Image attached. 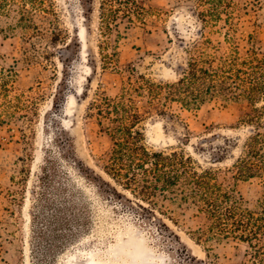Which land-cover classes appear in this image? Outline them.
<instances>
[{
  "label": "rangeland",
  "instance_id": "obj_1",
  "mask_svg": "<svg viewBox=\"0 0 264 264\" xmlns=\"http://www.w3.org/2000/svg\"><path fill=\"white\" fill-rule=\"evenodd\" d=\"M42 1L47 18L0 21V264L246 261L245 242L199 239L207 219L192 204L159 194L148 203L103 171L110 138L91 103L137 76L173 82L191 59L209 60L235 88L197 108L147 113L145 144L223 172L254 132L264 151V90L255 88L264 85V0H138L143 18L133 22L101 18L103 0ZM236 189L253 199L261 184Z\"/></svg>",
  "mask_w": 264,
  "mask_h": 264
},
{
  "label": "trees",
  "instance_id": "obj_2",
  "mask_svg": "<svg viewBox=\"0 0 264 264\" xmlns=\"http://www.w3.org/2000/svg\"><path fill=\"white\" fill-rule=\"evenodd\" d=\"M143 11L138 0H103L100 6L101 18L106 20L119 16L130 22H133L132 16L142 20ZM12 12L20 13L28 24L34 17L47 18L49 14L42 0H0V21L3 15ZM109 24L107 22V28H110ZM3 31L0 23V33ZM203 62L205 65L191 59L187 69H183L182 75L173 82H155L137 76L118 95L102 94L91 103L92 113L98 117L99 124L107 122L103 129L110 138L109 148L99 158L101 168L123 189L148 203L159 194L192 204L207 219L205 228L197 229L199 239L208 242L231 238L245 242L249 249L247 260L242 264H264V151L261 134L254 132L249 137L245 156L239 157L224 172L211 168L198 170L190 155L176 150L151 149L144 142L140 123L152 110L165 115L171 102L197 108L213 95L225 94L235 88L229 70L220 69L221 73L228 72V75H220L210 69L209 60ZM255 88L260 92L264 85L258 83ZM221 160V157L214 158V161ZM228 173L231 182L225 181ZM219 177L222 180H218ZM252 178L259 179L261 193L249 199L237 191L236 185L238 181ZM102 183L113 188L106 181Z\"/></svg>",
  "mask_w": 264,
  "mask_h": 264
}]
</instances>
